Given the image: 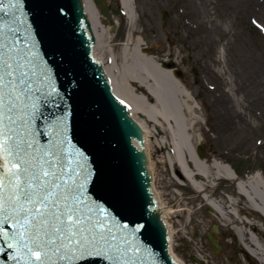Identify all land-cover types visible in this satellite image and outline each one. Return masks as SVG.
Masks as SVG:
<instances>
[{"label":"snow or ice","instance_id":"obj_1","mask_svg":"<svg viewBox=\"0 0 264 264\" xmlns=\"http://www.w3.org/2000/svg\"><path fill=\"white\" fill-rule=\"evenodd\" d=\"M26 15L25 0H0V252L14 250V264H144L135 230L101 202L120 201L116 177L73 141L89 129L59 111Z\"/></svg>","mask_w":264,"mask_h":264},{"label":"rangeland","instance_id":"obj_2","mask_svg":"<svg viewBox=\"0 0 264 264\" xmlns=\"http://www.w3.org/2000/svg\"><path fill=\"white\" fill-rule=\"evenodd\" d=\"M135 1L136 21L132 27L125 15L116 12L121 7L119 0L105 3L112 19L110 22L101 14L109 30L105 37L110 39L104 45L106 62L116 55L120 68L129 32L135 40L141 37L144 52L164 65L173 63L174 74L181 71L180 78L197 99L202 121L195 144L197 149L206 144L204 157L219 158L241 171L259 169L264 174V0ZM218 89H226L232 99H239L242 119H233L232 132L219 131L221 124L212 123L208 117L215 115L220 106L215 94ZM164 156L153 150L157 191L165 205H173L176 210L187 207L171 216L175 258L185 264H260L243 253L234 230L236 218L226 217L229 224H225L190 188H186L189 197L177 195L174 173L167 171L169 164L163 163ZM231 190L226 181H221L210 195L226 204V193ZM241 203L245 207L242 199ZM254 220L259 225V244L264 246V216ZM180 224L186 225L182 231ZM214 224L220 227V255L208 239ZM246 229L253 231L249 225Z\"/></svg>","mask_w":264,"mask_h":264},{"label":"water","instance_id":"obj_3","mask_svg":"<svg viewBox=\"0 0 264 264\" xmlns=\"http://www.w3.org/2000/svg\"><path fill=\"white\" fill-rule=\"evenodd\" d=\"M93 1L112 22L108 8L103 5L106 0ZM25 11L24 19L30 22L41 54L54 69V79L64 97V109L59 111L71 110L74 131L89 129L87 141L79 135H73V141L88 153L98 170L103 168L118 182L120 201L101 202L121 223L128 225V231L135 230L144 264H175L168 253L169 249L176 259L147 151L139 150L134 143L141 141L137 122L113 93L102 68L104 62L92 57L97 38L83 9V0H25ZM165 65L174 68L173 63ZM194 73L198 78V73ZM176 74L182 76L179 70ZM199 154H205L203 147L199 148ZM89 190L101 199L92 186ZM218 234V225H214L208 238L219 255L222 247L215 238ZM13 254L14 250L0 252V264H14Z\"/></svg>","mask_w":264,"mask_h":264},{"label":"bare ground","instance_id":"obj_4","mask_svg":"<svg viewBox=\"0 0 264 264\" xmlns=\"http://www.w3.org/2000/svg\"><path fill=\"white\" fill-rule=\"evenodd\" d=\"M119 1L123 15L128 18L131 27L134 26L136 1ZM83 9L88 14L97 37L96 45L92 46V57L104 62L102 68L115 95L124 102L122 104L138 121L137 126L142 142L139 141L140 139L135 140V144L138 148L141 144L142 150L147 151L152 173L156 167L152 160L155 149L165 154L163 163L169 164L167 171L174 173L173 181L187 182L194 187L198 196L202 197V202L211 209L215 217L223 220L225 224H229L226 218L228 216L244 223L245 227L235 225L234 230L244 247L243 253L253 259L257 251L262 249L257 234L259 225L254 219L264 216V174L261 175L258 171L259 173L250 177L247 183L243 185L239 183L241 193L227 198L226 204L211 197L210 193L217 187L216 182L226 181L228 186L234 184L232 182L234 167L219 158H205L199 155L195 140L197 130L200 129L202 113L199 111V103L193 93L180 78L181 76L174 74L172 68L166 67L151 53L144 52V41L141 37L138 40L133 39L131 32H129L128 40L123 43L121 67H117L116 55L107 63L104 45L110 41L105 37V32L109 31L108 27L104 25L100 10L93 0H83ZM108 36L110 38V35ZM133 83L136 85L132 86ZM215 94L220 98V106L216 108L215 115L208 114V117L212 123L221 124L219 131L232 132L235 130L233 119L235 117L242 119V113L237 104L239 99L237 101L232 99L226 89H218ZM159 199L162 202L161 206L171 239V234L174 233L171 216L183 209L176 210L173 205H165L160 195ZM241 199L245 208H249L247 221L241 216L234 215L239 210ZM180 225L179 231L185 229L186 225ZM247 225L253 231L246 229ZM176 261L177 264H185L180 259ZM198 261L201 262V259L198 258Z\"/></svg>","mask_w":264,"mask_h":264}]
</instances>
